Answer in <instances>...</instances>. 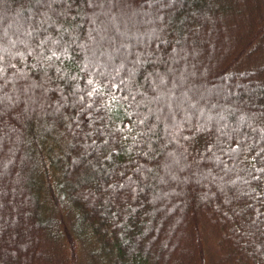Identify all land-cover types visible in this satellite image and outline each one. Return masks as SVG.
Returning <instances> with one entry per match:
<instances>
[{"label": "trees", "instance_id": "1", "mask_svg": "<svg viewBox=\"0 0 264 264\" xmlns=\"http://www.w3.org/2000/svg\"><path fill=\"white\" fill-rule=\"evenodd\" d=\"M6 15L0 264H264V0H0Z\"/></svg>", "mask_w": 264, "mask_h": 264}, {"label": "rangeland", "instance_id": "2", "mask_svg": "<svg viewBox=\"0 0 264 264\" xmlns=\"http://www.w3.org/2000/svg\"><path fill=\"white\" fill-rule=\"evenodd\" d=\"M250 1H252V2H255V0H250ZM125 2H119L118 4L115 2L114 4H113V12L116 14V17H120V14H124L125 16H126V14H133L134 13V10L136 9L135 8V6H132V7H130V8H126L127 7V5H124V6H121L122 4H124ZM128 4H130V3H128ZM241 6V5H240ZM241 8L243 9L244 7L243 6H241ZM123 10H125V11H123ZM133 10V11H132ZM138 14H140L139 12H138ZM246 14L244 13L243 14V17H240V18H238V19H240V20H242V19H246V16H245ZM9 17L10 16H8L7 17V15H6V17H4V18H2L1 19V17H0V30H4L5 29V24H8L9 23V21H8V19H9ZM121 18V17H120ZM122 18H123V16H122ZM11 21H12V19H10ZM132 21H134V18L132 19ZM221 23L222 22H226V21H224V17L223 18H221V21H220ZM236 22H237V20H236ZM236 22L234 21V24L233 25H235L236 24ZM223 26H224V40H225V44H227L229 41H227V39H229V36H231V38L233 37V35H234V33H233V35H229L228 34V26H226L225 24H223ZM111 28L112 29H114L115 30V26L112 24L111 25ZM133 32H134V30H132ZM132 31H131V33H132ZM136 32H140L139 30H136L135 31V33ZM131 33H128L127 34V36H129ZM135 33H133V34H135ZM226 34V35H225ZM231 34V33H230ZM14 35V34H13ZM9 37H12V36H9ZM16 37H18L19 38V34L18 35H16ZM7 38V37H6ZM234 38V37H233ZM227 41V42H226ZM206 57H208L207 56V54L205 55ZM205 58H203V60H204ZM180 68V67H179ZM196 79H199V77H197ZM203 81L205 82V84H207V86H208V83H209V85H211V87H215L216 85L215 84H213L212 85V83L210 82V81H207V80H205V79H203ZM203 82V83H204ZM215 85V86H214ZM192 88H190V89H194V87H196V83L195 82H193L192 83ZM191 93H192V95H190L191 97L189 98V100H190V104L191 105H193L192 104V102H196V103H198V101H196L197 99H196V96L194 95V90H191L190 91ZM203 93V92H202ZM203 94H206V95H208V90L207 91H204V93ZM200 100H205L204 99V97L203 96H201V98H199ZM206 102V101H205ZM202 103V104H201ZM201 103L199 102V104L198 105H203V102L201 101ZM177 105V102L175 101L174 103H171V104H169V105ZM185 105L187 106V104L185 103ZM181 107H183V108H185V106H183V104L181 105ZM188 107V106H187ZM191 107V106H190ZM188 109V108H187ZM186 110V109H185ZM201 110H203L202 109V106H198L197 107V113L199 112V113H201L202 114V112H201ZM209 115V113H205V117H208L207 115ZM5 120L7 119V117H5L4 118ZM15 138V137H14ZM16 139V138H15ZM5 141L7 142L6 143V145H5V148H6V153L5 154H3L2 156H1V159H3V161H5V162H7V163H11V155H10V151H11V148L13 147V145L12 146H10L11 144H13V143H11V142H8L7 141V139H5ZM14 141V140H13ZM12 141V142H13ZM15 142V141H14ZM10 150V151H9ZM9 151V152H8ZM9 166V165H8ZM182 171L180 170V173H181ZM0 173H2V171H0ZM177 176H179L178 178H180L181 177V179H182V181H183V179H184V181H185V177H186V175H185V173H182V175L180 176L179 174L177 175ZM174 183V182H173ZM203 190H205V191H209V190H211V186H207V187H204L203 188ZM206 195H207V193H206ZM13 210H11L10 212L12 213V215L13 216H16L17 214H18V209H17V207L16 206H14V208H12ZM39 251V250H38ZM37 251V252H38ZM42 251H43V249H42ZM41 252V251H40Z\"/></svg>", "mask_w": 264, "mask_h": 264}]
</instances>
